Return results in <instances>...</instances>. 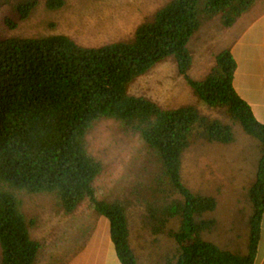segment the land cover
<instances>
[{"label": "trees", "instance_id": "16d2710c", "mask_svg": "<svg viewBox=\"0 0 264 264\" xmlns=\"http://www.w3.org/2000/svg\"><path fill=\"white\" fill-rule=\"evenodd\" d=\"M255 2L170 0L128 40L98 47L81 46L65 35L0 40V264L36 263L40 244L29 234L36 219L26 215L24 199L40 195L64 215L88 201L97 216L109 221L121 264H137L128 245L126 204L95 196L103 167L88 152L87 136L102 120L114 121L143 142L146 158L136 169L133 196L144 210L142 229L166 234L178 246V256L167 257L165 264H255L264 212V125L233 88L236 64L229 49L215 55L201 79L188 75L193 64L188 43L202 20L218 17L230 29ZM63 5V0H44L47 10ZM34 7L28 0L9 8L11 16L26 19ZM11 16L4 19L7 25ZM165 60L174 62L200 104L223 109L258 143L256 179L248 191L252 211L246 254L222 250L203 238L214 228L204 215L214 210L215 200L189 192L180 175L184 151L194 138L230 144L232 128L194 105L163 109L128 92L136 79ZM172 221L179 224L176 231L167 229Z\"/></svg>", "mask_w": 264, "mask_h": 264}, {"label": "rangeland", "instance_id": "374dc122", "mask_svg": "<svg viewBox=\"0 0 264 264\" xmlns=\"http://www.w3.org/2000/svg\"><path fill=\"white\" fill-rule=\"evenodd\" d=\"M8 1H0V40L65 35L81 46L98 47L109 42L128 40L139 24L150 19L170 0H63L64 5L58 10H47L44 0H30L35 3V7L26 19L11 16L9 7L28 0ZM261 5L256 2L254 14L260 12L263 8ZM7 15L12 17L9 25L4 20ZM233 38V32L224 29L218 17L202 20L200 29L188 43L193 57L188 75L194 80L201 79L211 67L215 55L230 48ZM128 92L151 100L163 109L194 105L202 115L232 128L234 140L230 144L208 143L194 138L184 151L180 175L189 192L215 200L214 210L204 215L205 219L214 222V228L203 238L222 250L246 254L245 224L252 211L248 191L255 182L260 157L257 141L246 135L223 109H208L200 104L183 77L177 74L171 60L162 61L136 79ZM87 148L103 167L94 183L96 198L124 202L131 233L149 234L138 225L144 210L137 205L133 196L136 169L146 158L139 136L123 132L112 120H102L93 126L87 136ZM173 198L182 200L179 195ZM24 209L28 218L40 223L34 228V233L38 230L44 231L46 236L61 233L62 242L69 239L71 234H77L72 236L75 241L82 239L93 231V226L100 219L88 201L73 214L64 215L56 210L52 200L40 195L26 197ZM178 226V222L172 221L167 229L176 231ZM262 228L257 254L263 250L264 219ZM161 235L159 243L168 244L170 248L167 254H173L176 258L177 244L173 240L171 244L166 234ZM67 243L64 248L71 251L72 242L68 244L70 246ZM160 259L157 260L162 264L164 261ZM260 264H264L263 257Z\"/></svg>", "mask_w": 264, "mask_h": 264}, {"label": "crops", "instance_id": "0c3cea01", "mask_svg": "<svg viewBox=\"0 0 264 264\" xmlns=\"http://www.w3.org/2000/svg\"><path fill=\"white\" fill-rule=\"evenodd\" d=\"M260 1L262 0H256L262 3L263 7L259 13H253V6L252 11L250 10L253 15L250 11L247 12L237 20L232 28L227 30L233 32L234 35L229 48L236 64L232 80L233 88L238 97L250 107L256 121L264 125V0ZM263 219L264 212L261 219L260 237L263 231ZM39 224L36 220L34 225L29 226L31 238L40 244L35 264H121L111 242L109 221L104 217H100L98 223L93 226L92 232L78 240L79 244L72 238L77 234L69 235V239L65 242H72L71 246L68 245L69 243L66 244L70 246L71 251H66L64 248L65 242H62L61 233L49 236L39 230L34 233V228ZM138 225L141 226V220ZM245 225L248 239V218ZM130 226L129 222L128 245L137 264H159L158 258H162L164 261L162 264H165L167 257L172 258L170 254H167L170 248L168 244L159 243L162 235L133 234ZM171 241L172 239L170 243ZM262 244L263 250L261 249V253L257 254L255 264H260L262 257L264 259V241L261 247Z\"/></svg>", "mask_w": 264, "mask_h": 264}]
</instances>
